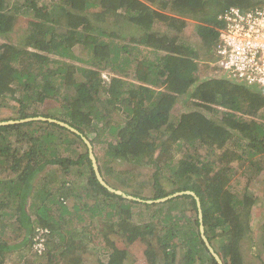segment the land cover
<instances>
[{"label": "trees", "instance_id": "1", "mask_svg": "<svg viewBox=\"0 0 264 264\" xmlns=\"http://www.w3.org/2000/svg\"><path fill=\"white\" fill-rule=\"evenodd\" d=\"M230 6L253 9L264 0H0V107L7 109L0 122L42 116L69 124L93 150L103 146L101 159L94 153L101 176L132 197L192 192L222 264H244L239 249L254 198L232 190L230 172L248 163L253 179L264 170L253 159L264 152V127L237 115H262L264 94L223 76L200 77V51L185 35L195 21L203 56L213 58L217 15ZM184 95L195 109L174 116ZM46 101L59 106L38 112ZM145 168L147 185L135 183ZM39 232L44 249L30 263L26 250ZM99 239L108 251L96 264H123L116 241L142 244L146 264H217L201 240L192 195L128 200L98 183L76 134L48 121L0 126V264L8 257L87 264Z\"/></svg>", "mask_w": 264, "mask_h": 264}, {"label": "rangeland", "instance_id": "2", "mask_svg": "<svg viewBox=\"0 0 264 264\" xmlns=\"http://www.w3.org/2000/svg\"><path fill=\"white\" fill-rule=\"evenodd\" d=\"M191 22L192 25H190L187 29H186V37L189 40V42L191 43L192 46L196 47L195 49L200 51V55L199 58L197 59V64L199 66V76L200 77H205V76H212V77H220L222 78V74L219 73L214 67L210 66V62H211V58H204L203 56V52L201 51L200 46V40L197 39L196 35H195V28H194V23L195 21L189 20ZM24 25V23H23ZM22 24L20 25V27L17 28V33L15 34V38L20 37L22 34H24L25 32V27ZM113 29H115V27L112 26ZM194 29V30H193ZM127 33L122 32V35H126ZM129 36V35H128ZM16 41V39H15ZM116 41V40H115ZM78 56L80 54H77ZM104 75V74H103ZM105 77H107L108 75L105 74ZM224 77V76H223ZM226 78V77H224ZM227 80H231L226 78ZM262 92V91H261ZM264 94V92H262ZM264 96V95H263ZM193 101V100H192ZM47 102V101H46ZM191 99L188 96H180L179 99L176 100L175 104L172 107V114L175 115H179L182 113H186L188 111H193L195 108L193 105H186L184 106V104L186 103H190ZM192 103V102H191ZM39 105V104H38ZM52 106V107H58V103L52 101L50 103L47 102V104L45 105H39L38 106V112H43L44 108L47 106ZM214 109H216L217 111H223V109L219 108V107H214ZM6 108L3 109V107H0V112H2V115L6 112ZM242 110V109H241ZM8 113V111H7ZM242 113V114H241ZM237 115H243V116H247L250 119H254L258 124L262 125L264 127V109L262 110V115H255V116H249L247 114H243V111L240 112L239 114L237 113ZM206 116L208 118H212L215 119V114L214 113H208L206 114ZM263 117V119L261 118ZM113 119H122V115L120 114H116L114 115ZM100 128V127H99ZM243 142H245L244 140H242ZM75 146V145H74ZM102 145H96L94 147V153L97 155L98 158H102L103 157V151H102ZM72 148H76L72 147ZM204 148L199 149V154H203ZM218 152L215 153V155ZM215 155H211V159L215 158ZM254 161H257L258 164L264 165V152L261 153V155H256L255 158H253ZM244 167H249L248 163H244L243 164ZM231 168V172H230V186L232 188V186L234 185L235 188H232L233 191H235L236 193H239V197H243L245 195V193H247V195L252 196V198H254V203L252 204V206L250 207V217H249V232L247 233V236L244 237V239H242L241 245H240V253H241V257L244 260V264H264V248H263V244H262V240H261V224L264 221V170L259 172L258 174H251V176H253V179H250L248 176V172L245 170V168ZM127 169L126 165H122L120 167H117V172L122 171ZM150 170V169H149ZM141 170L142 174L144 175H138L137 178L135 179V183L138 182H144V184L147 185L148 181H149V177L151 174V170ZM149 174V176H147L146 174ZM78 176V175H77ZM116 176V175H114ZM82 179V177L80 178V180ZM250 180V181H249ZM116 184V182H113V184ZM112 184V182H111ZM117 187H120L117 185ZM230 188V189H231ZM148 190L144 189L141 190V194L142 195H148ZM243 195V196H242ZM19 235H20V239H22V237L24 236L22 233H24L22 230L18 231ZM101 239H99L97 241V245H94V248L92 250V252L87 253L84 257L87 261V264H96L95 261L97 258L102 257L107 255V251L104 246V244L101 243ZM20 241H16V243H18ZM116 246L123 251V255L126 258L123 261V264H146L145 263V257L143 255V251L145 250V247L140 244V243H134L132 245H128L125 246L123 243H121V241H116ZM10 244V243H9ZM215 248L217 246L214 245ZM27 255L26 258L27 261L29 260L30 263H33L34 261L32 260V254H34V250H32V247H30L29 250H26ZM38 254V253H37ZM5 264H23L22 260L20 258H16V257H8L7 261Z\"/></svg>", "mask_w": 264, "mask_h": 264}, {"label": "built area", "instance_id": "3", "mask_svg": "<svg viewBox=\"0 0 264 264\" xmlns=\"http://www.w3.org/2000/svg\"><path fill=\"white\" fill-rule=\"evenodd\" d=\"M218 22L215 67L230 79L264 92V6L229 8L218 16ZM40 234L32 246L38 254L44 249Z\"/></svg>", "mask_w": 264, "mask_h": 264}, {"label": "water", "instance_id": "4", "mask_svg": "<svg viewBox=\"0 0 264 264\" xmlns=\"http://www.w3.org/2000/svg\"><path fill=\"white\" fill-rule=\"evenodd\" d=\"M29 121H48V122H51V123H55V124L65 128V129L69 130L70 132L76 134L77 136H79L81 138V140L83 141V143L87 147L88 157H89V159L91 161L92 169H93V172H94L96 180L98 181V183L102 187H104L105 189H107L111 193H114L116 195H119V196H121L123 198H126L128 200H131V201L144 202V203H147V204L164 202V201H166V200H168V199H170L172 197H177V196L184 195V194L192 195L195 198L196 204H197V207H198L199 232H200L201 239H202L203 243L205 244L206 248L208 249L209 253L212 255V257L216 261V263L217 264H222L220 259L218 258V256L212 250L210 244L207 242V239H206V237L204 235V229H203V224H202V214H201V211H200V203H199L198 198L192 192H190V191L177 192V193H174V194L169 195V196H167L165 198H162V199L147 200L146 201V200H141L139 198L132 197V196L126 194V193H123L122 191H119V190H116V189L110 187L104 181L103 177L101 176V174L99 172L98 164H97L94 152H93L92 145L90 144L89 140L87 138H85L82 134H80L75 128H73L72 126H70L69 124H66L64 122H60V121H57V120L52 119V118L34 117V118H26V119L19 120V121L0 122V126L11 125V124H15V123L29 122Z\"/></svg>", "mask_w": 264, "mask_h": 264}, {"label": "clouds", "instance_id": "5", "mask_svg": "<svg viewBox=\"0 0 264 264\" xmlns=\"http://www.w3.org/2000/svg\"><path fill=\"white\" fill-rule=\"evenodd\" d=\"M232 7H235V6H230V7H227V8H225L223 11H221L220 13H218V15H217V20H216V22L219 24V26H217V39H216V42H215V44H214V49H215V45H216V43H217V40H218V30L221 28V25H220V23L218 22V16L219 15H221L225 10H227V9H229V8H232ZM238 8V7H237ZM239 9H241V8H239ZM244 10V9H243ZM213 52H214V50H213ZM213 58H211V62H210V66H212V67H214L219 73H221V71L217 68V67H215V62H216V57H215V54H213V56H212ZM222 74V76H224V77H226V78H228V79H230L229 77H227V76H225L223 73H221ZM230 81H235V80H233V79H231ZM235 82H237V81H235ZM238 83H240V82H238ZM38 117H42V116H38ZM34 118V117H33ZM44 118H46V117H44ZM61 122V121H60ZM65 123V122H64ZM67 124V123H66ZM69 131V130H68ZM94 152V151H93ZM205 235V234H204ZM206 237V236H205ZM43 238V237H42ZM44 239V238H43ZM207 239V238H206ZM202 240V239H201ZM43 242H44V240H43ZM203 242V241H202ZM207 242H208V240H207ZM209 243V242H208ZM210 244V243H209ZM217 243H216V241H213V245L212 244H210V246H211V248H212V250L214 251V253L218 256V254L216 253V248H215V246L214 245H216ZM205 245V244H204ZM206 247V246H205ZM207 249V248H206ZM240 250V249H239ZM207 251H208V249H207ZM209 252V251H208ZM210 254V253H209ZM211 255V254H210ZM212 256V255H211ZM218 258H219V256H218ZM214 259V258H213ZM220 259V258H219ZM221 261V260H220ZM221 263H222V261H221Z\"/></svg>", "mask_w": 264, "mask_h": 264}]
</instances>
